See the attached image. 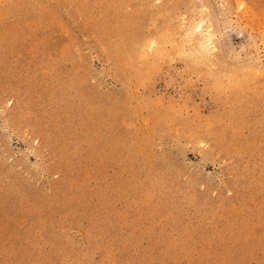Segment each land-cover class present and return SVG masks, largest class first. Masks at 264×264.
Instances as JSON below:
<instances>
[{
	"label": "rangeland",
	"instance_id": "obj_1",
	"mask_svg": "<svg viewBox=\"0 0 264 264\" xmlns=\"http://www.w3.org/2000/svg\"><path fill=\"white\" fill-rule=\"evenodd\" d=\"M0 264H264V0H0Z\"/></svg>",
	"mask_w": 264,
	"mask_h": 264
}]
</instances>
